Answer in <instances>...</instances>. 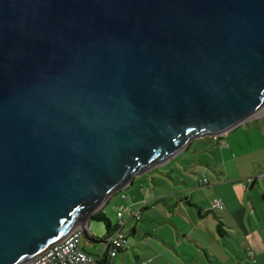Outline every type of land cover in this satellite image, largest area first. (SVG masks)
I'll use <instances>...</instances> for the list:
<instances>
[{
    "label": "water",
    "instance_id": "1",
    "mask_svg": "<svg viewBox=\"0 0 264 264\" xmlns=\"http://www.w3.org/2000/svg\"><path fill=\"white\" fill-rule=\"evenodd\" d=\"M264 111V0H0V264Z\"/></svg>",
    "mask_w": 264,
    "mask_h": 264
},
{
    "label": "rangeland",
    "instance_id": "2",
    "mask_svg": "<svg viewBox=\"0 0 264 264\" xmlns=\"http://www.w3.org/2000/svg\"><path fill=\"white\" fill-rule=\"evenodd\" d=\"M260 115L263 116L264 111L262 112V114L258 115L259 117L256 116L258 118L247 122L245 121L244 123L236 127L234 130L229 132L227 135H224L225 138L224 136L220 138V146L209 144L210 148L206 151H203V148L208 144L194 143L192 148L200 149L202 150V152L194 153L182 151L172 161H168L167 163H164L163 165L150 170L143 176L136 177V183L133 187H131L132 189L130 188L128 191H126L127 194H130V192L136 187L138 189H134V191L132 192H135L137 190L136 193H138L139 198H141V200L149 201L153 200L154 197L160 193H169L172 189H182L184 191L183 196L185 199L187 196L191 198L193 195V201H206V203H209V196L207 194V190L213 189L214 192L215 188L213 187V184L217 185V173H221V175L219 176L220 180H226L234 189L236 194L239 195L237 198L238 200L236 199V205L241 210L237 211V216L240 217L239 221L243 220L244 210L241 207L243 204V198H241L242 196L244 197L245 201V204L243 205L246 206L249 211L250 203L248 202V197L252 196L254 200L258 203V207L260 208V210L263 211V213H261L263 216V225H261L260 227L261 232L264 236V201L262 199V194L260 191V188L264 190V181H257L259 183L260 188L256 186L254 188L255 191L253 189H249L247 193L243 190L242 185V190L244 191L243 194H240L238 185L234 184L236 182V178L239 177H243L242 184H249L250 178L248 177L252 176L253 173H256V171H258L256 175L264 173V116L261 117ZM215 140H217V138ZM222 142L228 143L230 147L224 149V147L221 146ZM223 149L224 151L221 154V150ZM170 178H173L174 183L170 181ZM203 179H207V185H200V180ZM209 182L211 183L212 188H210ZM226 187L227 189L229 188L228 185ZM129 198L133 200L132 197L129 196ZM179 199L180 198H177V196L173 197V200L169 199L172 205H174V203L179 204V208L177 209L176 213H169L170 220L192 222L191 218L189 217V215H191V217L195 218L198 223H202L200 227L201 230L197 231V236L202 239L201 242L203 243V249L196 250L198 252L197 255L194 254V250L192 251L193 255L196 257V260H198V262H201L202 264H204L205 262L208 264H218L219 262H225L226 264H234L226 259L225 253L233 255V251L227 246L228 242L232 245H235L240 254H245V248L247 249V245L245 243L246 241L244 240V238H242V235L239 233L237 228H229L225 226V230L227 231V235L225 237L221 236L218 232V228L216 225L220 223H227L232 226H235L237 224V220L233 219L230 216L229 209L228 207L225 208V205L223 209L213 210L214 202L216 200L221 199H216L212 201L210 206L213 212L206 214V211L203 210V217L199 215L197 207L186 205L183 201L179 203ZM130 203L131 202H124V200L122 199V193L117 192L116 194L112 195V197L108 201H106L105 205L101 208V210H103L104 213L107 215V218L111 220V223L115 225L117 224V222H120L118 218V212L120 208L123 207V205L133 206L132 203ZM144 203L145 201H141V207L139 208H142ZM139 208L136 209L139 210ZM164 209L167 211V208L165 207L164 203L159 202L157 205H151V208L145 211L143 215L145 217L147 216L145 219H149L150 217H152L155 218V220H164V216L157 217L154 213L157 210L160 211ZM255 217L258 220V223H260V219L258 218V216ZM157 223L152 225L149 221L141 223L129 221L128 223H126L124 230L128 235L131 225L139 224L143 225L144 227L149 226L150 229L147 230H150L152 232V230L156 231L155 229L157 227H162V224ZM188 225H190V223ZM246 225L247 227H250L248 217L246 219ZM89 226L91 234H93L96 238L102 239L107 235L106 227L103 223L97 221H90ZM208 230H210L212 234ZM248 232L250 233L249 229ZM142 233L144 235L147 234L146 231ZM152 234L155 233L152 232ZM133 238L134 237L131 235L127 236V248L129 250H131V241L133 240ZM216 240H218L217 243L215 242ZM82 244L83 246L86 244L87 247L90 245V243L86 242V240H83ZM146 244L148 243L145 242L144 244H142V246H139L137 248L149 249V246H144ZM94 246L96 248L100 247L101 249V244H95ZM206 252L211 255L210 257H212L211 259L214 260L213 262L207 260ZM189 259L193 261L192 258L189 257ZM216 259H218V262ZM144 263L148 264V262ZM242 264L247 263L244 262Z\"/></svg>",
    "mask_w": 264,
    "mask_h": 264
},
{
    "label": "crops",
    "instance_id": "3",
    "mask_svg": "<svg viewBox=\"0 0 264 264\" xmlns=\"http://www.w3.org/2000/svg\"><path fill=\"white\" fill-rule=\"evenodd\" d=\"M263 116H261V117H263ZM258 117H256V118H258ZM222 137L217 138V140H215L216 139L215 137L205 138V139H197V140L193 141L191 143V145L187 149H185L184 151L194 152V153L202 152V150H200V149H193L192 148L194 143H200V144L206 143V144H208L203 148V151H206L207 149H209L211 144L220 146V138H222ZM224 138H225V136H224ZM229 147H230V145H229ZM227 148L228 147H225L224 149H227ZM224 149L221 150V154L223 153ZM257 173H258V171H256V173H253V175L249 176L248 178H252ZM259 173H261V172H259ZM220 175H221V173H217V177H218L217 185L213 184V187L215 188L214 192H213V189L207 190V194L209 196V203L208 202L206 203V201H204V202L196 201L195 202V201H193V195L191 198H189L187 196L185 199L183 196L184 191L182 189H178V190L172 189L169 193H160L157 196H155L153 200H149V201L141 200V198H139L138 193H136L137 190L135 192H132V191H134V189H138V188L135 187L131 192L129 191L130 194H127V192H126L131 187H133L134 184L136 183L137 178L135 177V179L133 181V185L128 187L126 190L120 192V193H122V195H125L127 197V200L124 202H131L135 209L141 207L140 206L141 201L142 202L143 201L149 202L148 206L142 210V221L141 222L149 221L150 224H152V225L156 224L158 222L157 224H162V227H157L155 229L156 231L152 230V232L155 233V234H152V232L150 230H147V229H150L149 226L144 227L143 225H139V224L131 225L130 230L128 232V235H131L134 237L133 240L131 241V250L126 248L122 253H119L117 258L114 260V264H143L144 262H148V264H202L201 262H198V260H196V257L193 255V252H192L194 250V252H195L194 254L197 255L198 252L196 250H202L203 249L202 248L203 243L201 242L202 239L199 238V236H197V231L201 230L200 227H201L202 223H198L195 218L191 217V215H189V217L191 218L192 222H182V221L170 220L169 213L174 214L177 212V209L179 208V204L174 203V205H172L169 201V199L173 200V197H175V196H177V198H180L178 201L179 203H181V201H183V202H185L186 205L197 207L198 211H199V215L201 217H203V215H202L203 210L206 211V214L213 212V210H211V206H210L212 201H214L216 199H221L225 205V208L228 207L229 212H230V216L233 219L237 220V224L235 226H232V225H229L227 223H220V224L216 225L218 228V232L220 233L221 236L225 237L227 235V231L225 230V226H227L229 228L235 227L238 229L239 233L242 235V238H244V240L246 241L245 243L247 245L246 246L247 249L245 248V254L242 255L239 253V251L235 245H232L231 243L228 242L227 246L233 251V255H229L228 253H225L226 259L228 261L234 263V264H242L244 262L249 264L251 262L249 261L248 257L250 256V254L252 252H254L257 256V261L254 264H260V263L264 264V236L261 232V227H260L261 225H263L262 224V221H263L262 217L263 216L261 214V213H263V211L260 210V208L258 207V203L254 200V198L252 196L248 197V202L250 203V211H249L248 208L243 205V204H245V201H244V197L242 196L241 198H243L242 199L243 204L241 202V204H242L241 207L244 210L243 211V220L239 221L240 217L237 216V211H241V210L236 205V199L238 198L239 195L236 194L234 189L231 187V185L226 180H224V181L220 180V177H219ZM242 179H243V177L236 178V182L234 183V184L238 185V188L240 190V194H243L244 191L247 193L249 191V189L254 190V188L256 186H258L260 188L259 183L257 181L256 182H250L249 184L246 183V185H244V184H242ZM244 179H246V178H244ZM153 181H154V179H153ZM170 181L172 183H174L173 178H170ZM227 185L229 186L230 189L229 188L227 189V187H226ZM242 185H243L244 191L242 190ZM210 188H212L211 183H210ZM260 191H261L262 199H263L264 190L260 188ZM215 192H216V194H215ZM129 196L132 197L133 200H131L129 198ZM263 201H264V199H263ZM159 202L164 203L168 212L164 209V210H160V211L157 210L154 213L156 214L157 217L158 216H164L165 219L164 220H155V218H152V217H150L149 219H145L147 216L145 217L143 215L144 212L147 211L149 208H151V205H153V204L157 205ZM159 214H162V215H159ZM214 214H215V212H214ZM226 214H227V212H226ZM255 216H258V218L260 219V223H258V220L256 219ZM247 217L249 218L250 227H247V225H246ZM189 223H190V225H188ZM248 229L250 230V233L248 232ZM145 231L147 234L144 235L142 232H145ZM208 231L212 234V232L210 230H208ZM230 234H232V233H230ZM92 236L95 237L93 234H92ZM229 237H232V236H229ZM217 241L218 240H216L215 242L217 243ZM129 242H130V240H129ZM145 242H147L148 244H146L144 246H149V249L137 248L139 246H142V244H144ZM94 245L95 244H90L87 247V245L85 244L83 246V248H85L87 253H89L91 256H93L94 258L99 260L98 254H99L101 249H100V247L96 248ZM195 246H196V248H195ZM210 256L211 255H209L207 253L206 258L208 261L213 262L214 260H212L211 259L212 257H210ZM189 257L192 258L193 261H191V259H189ZM234 258L236 259V261ZM216 260L218 262V259H216ZM100 264H104V263H100ZM204 264H208V263L205 262ZM218 264H226V263L225 262H219Z\"/></svg>",
    "mask_w": 264,
    "mask_h": 264
},
{
    "label": "built area",
    "instance_id": "4",
    "mask_svg": "<svg viewBox=\"0 0 264 264\" xmlns=\"http://www.w3.org/2000/svg\"><path fill=\"white\" fill-rule=\"evenodd\" d=\"M222 147H229L228 143L222 142ZM264 180V173L258 174L250 178L249 182H256ZM200 184L207 185V179L200 181ZM124 201L127 200L125 195H122ZM145 202L143 207L139 210L134 209L133 206L123 205L118 212L120 222H117V229L101 244V251L98 254L99 260L90 256L83 248L84 233L81 228H75L68 236L61 242L53 245L50 249L44 251L37 258L27 264H114V260L118 254L124 251L128 245L127 233L124 230L126 223L135 221L140 223L142 221V210L148 206ZM224 208L222 200H216L213 204V210H220ZM90 230V228H89ZM256 255L254 252L250 254L249 261L256 263ZM147 264V263H143Z\"/></svg>",
    "mask_w": 264,
    "mask_h": 264
},
{
    "label": "trees",
    "instance_id": "5",
    "mask_svg": "<svg viewBox=\"0 0 264 264\" xmlns=\"http://www.w3.org/2000/svg\"><path fill=\"white\" fill-rule=\"evenodd\" d=\"M264 199V197H263ZM92 221H97V222H101L105 225L106 227V231H107V235L105 237H103L102 239L99 238H95L93 237L95 240L97 241H103L105 238L109 237L116 229H117V225H113L111 223V220L107 218V215L104 213L103 210L98 211L93 217H92ZM85 250V248H84ZM86 251V250H85ZM87 252V251H86ZM123 252V251H122ZM121 252V253H122ZM89 254V253H88ZM91 256V255H90Z\"/></svg>",
    "mask_w": 264,
    "mask_h": 264
}]
</instances>
